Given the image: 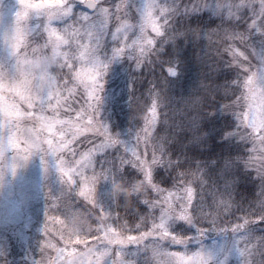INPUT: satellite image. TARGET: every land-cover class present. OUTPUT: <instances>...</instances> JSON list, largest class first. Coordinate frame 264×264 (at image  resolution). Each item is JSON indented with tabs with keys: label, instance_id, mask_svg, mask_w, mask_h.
<instances>
[{
	"label": "rangeland",
	"instance_id": "rangeland-1",
	"mask_svg": "<svg viewBox=\"0 0 264 264\" xmlns=\"http://www.w3.org/2000/svg\"><path fill=\"white\" fill-rule=\"evenodd\" d=\"M28 2L39 3L40 0H28ZM111 2L118 3L119 0H111ZM159 2L162 3L164 0H159ZM178 2L188 4L189 0H178ZM192 2L194 3L196 0H192ZM105 6H108V4H105ZM19 7V0H0V63H4L9 70L14 67L15 61L7 53L4 39L14 27L16 12ZM74 11L77 14L81 11L90 14V11L84 9L83 5L82 7L77 5ZM194 16L214 22L212 23L213 25H209V22L201 21L204 25H199L198 28L200 29L199 37L202 36V38H207L204 34L205 32L221 24L239 31H250V37L244 46L246 55L249 57L248 67L253 70L264 69V32L249 29L250 10H246L241 19L232 20L218 14L215 6H211L196 13L187 15L181 13L174 18L173 24L179 21L181 17H184L191 24L195 22L191 19ZM187 17L189 18L187 19ZM54 26L59 27V25ZM60 35H63V33H60ZM190 35L191 37L195 36L192 31ZM220 35L222 36L223 33ZM179 39L180 37L176 39V42ZM213 39H219V37H213ZM40 43H43V41L35 40L30 43V56L32 55L31 49L36 48ZM173 43L175 42H168L171 45ZM175 44L178 45L179 43ZM111 46L109 38L106 50L110 51ZM237 47L241 51L244 50L239 45ZM158 48L159 51L154 56L142 58L143 65L148 61L150 64L147 69L149 73L146 71L147 77L138 76L142 80L140 82L142 84L141 88L131 83L130 72H138L139 68L136 67V61L129 57L118 58L110 66L106 77L100 80V83L104 84L105 87L104 93H98L104 97L101 106V118L109 125L111 132L128 143L129 147L136 144V133L145 127V120H151L150 106L148 108L143 106L151 102L150 91L153 85L162 90L173 86L172 78L167 80L164 74H157V71L162 70L158 59L159 53L161 54V52L166 50L164 48L161 51V47ZM61 50L66 49L62 48ZM48 54H51L50 49ZM33 55L38 56L40 53L37 52ZM226 55L227 63L236 65L231 63L230 54L226 53ZM172 56L174 57L173 54ZM77 67H79L78 64ZM63 71L66 73L67 69L65 68ZM154 71L156 77L153 76ZM240 73L242 75L244 70L241 69ZM53 74L55 75V73ZM235 86L239 88L240 92V85L236 83ZM163 94L166 97V101L160 105L172 104L174 93L171 91V93L165 92ZM27 95L26 83L14 89L5 87L4 90L0 91V264H67L71 258L68 253L72 252L73 249H75L77 260H80L82 257L79 254L85 252L86 249L84 244L77 242L78 238L86 239L89 247L93 245L95 240L97 252L102 251L103 247H108L109 251L104 258L103 264H156L151 248V239L154 238L155 234L153 237H146L139 244L129 242L125 245L107 246L101 242L100 238L104 237L105 232H109V238H114L113 233L139 237L141 233L152 230L153 222L160 223L159 207L153 209L139 200H136L134 204H128L123 197L119 201H114L108 195L111 187L110 181H101L97 185V202L107 213L105 220L100 223H94L91 231L72 233L69 227V214L74 219H78L87 210L95 208L78 195L76 197L75 194H72L71 198H68L69 187L65 184L58 170L57 165L60 160L57 157L66 162L65 168L67 169L69 162L74 159L73 156L67 149L63 150V154L57 152L55 155H49L45 151L36 148H33L32 155L27 160H24L23 156L26 154L24 149L27 147L26 142L29 140L30 135H39L45 141L52 139L54 144L58 143L62 138L61 130L63 125L54 124L50 132L47 128L41 127V121L36 117L45 116L50 119L55 117L59 120H65L68 115H71L75 119V112L66 115L68 104H64L55 114L50 108L41 112L38 105L32 108L28 104H21L14 99L15 96ZM61 95L68 96V93L61 91ZM85 98H87V91L81 85L76 90L75 99L70 97L69 102L72 108L79 109L84 104ZM123 98L125 99L121 100ZM127 102L138 105L141 110L135 109L136 111L132 116L131 114L126 116L125 110L122 111V106L129 109L131 107L129 104H123ZM176 102H180V98ZM160 105H158L157 111L161 114V121L156 124L154 129H150L153 142L155 138L159 137L156 134L158 128L162 130L163 127V130H169L170 133L174 132V134L179 132L176 131V122L182 116L181 112L179 111L180 115H178V111L172 112L171 108L168 111L166 110L167 113H165L159 107ZM191 111L192 109L189 108V112ZM198 112L200 111H196V114ZM231 112L232 118L234 116V120L238 125L239 121L236 115L233 111ZM117 113H119L120 121H118ZM196 114L194 112L192 116ZM135 121H137V124H133ZM119 122L121 123L119 124ZM9 126H11L10 130H8ZM215 130L213 127L205 131L200 130V138L198 140L205 142V144L211 139L219 141V136L215 134ZM13 133L17 148L6 147L8 137ZM232 135L236 136V134ZM141 137L138 151L142 152L145 147L143 133H141ZM64 138L70 140L71 134L64 133ZM78 139H82V137ZM99 142V140H95L96 144H99ZM246 142L248 143L246 145V147L248 146L246 153L241 154H238L239 146L236 144L233 145V150H227L226 155L222 154V150L214 151L209 145L207 146L206 156L198 162L206 169L209 186L215 184L220 191H224L226 182H231L233 179L238 180L231 182L229 186L232 206L229 211L213 217L210 214L215 207L212 203V197L206 192L203 193L204 203L207 206L206 211L209 215L196 213L191 224L182 220L174 221L170 229L174 232L173 234L176 233L190 239L186 244H175L172 241H165L163 247L167 251L185 253L186 256H191L193 252H202L207 258L208 264H246V262L247 264H264V220L257 221L259 217H264V195H262V192H264V181L253 170L246 168L242 162V158L248 155V149L250 148V142ZM44 147H47L46 143ZM71 147L82 151L86 147H90V145L74 143ZM105 151L107 156H103V153H97V172L100 171L99 166L102 164L104 166H108L109 163L118 164L119 156L124 155L123 148L119 145L116 148H108ZM168 152L175 154L169 150ZM231 152L235 153L231 154ZM127 155L130 157L131 153L129 152ZM182 155L181 153L178 154V157L176 158L175 156L173 160L182 157ZM148 158L150 159V156ZM75 159H79V156L75 157ZM190 166H193V164L189 163L187 159H181L176 167L169 169L167 172L163 168H158L154 172L153 182L159 184V187L163 189L176 192L177 190L173 188V184L177 171ZM157 172L158 174L156 175ZM236 172L238 177L235 175ZM159 173H163L165 177L162 183L159 182ZM91 174V169L85 171V176H91ZM239 175L242 177L247 176L250 179H248L249 181H242L243 179H239ZM117 178H127L129 182H132L137 178L141 180L142 176L131 166H125L122 171L117 173ZM73 179L80 182L81 187H83V182L78 175L74 176ZM192 186L196 187L195 185ZM141 190L144 191L143 185H141ZM166 194L165 192L164 195ZM162 198L161 195H158L152 189H147L141 200L153 201ZM66 201L67 204L65 203ZM72 201H75L74 205ZM101 215L103 213H96L97 217ZM246 215L254 217H250V219H256L248 226L247 235L255 245L252 255L248 257L240 254L239 234L232 230L234 225L243 222L242 218ZM228 219L231 222H228ZM124 222L127 223L128 230L122 228ZM46 225L47 232L45 233ZM101 225L104 227L101 228ZM77 234L79 235L78 237L74 236ZM96 258V255H89L87 260L92 262Z\"/></svg>",
	"mask_w": 264,
	"mask_h": 264
},
{
	"label": "snow or ice",
	"instance_id": "snow-or-ice-1",
	"mask_svg": "<svg viewBox=\"0 0 264 264\" xmlns=\"http://www.w3.org/2000/svg\"><path fill=\"white\" fill-rule=\"evenodd\" d=\"M83 2L84 0H40L39 3H30L28 0H19L20 7L16 12L17 26L12 34V39L23 38L21 24L27 21L28 29L35 38L34 41H43L34 48V52H39L38 56L46 62L45 75L52 81L51 94L41 98L46 103L45 110L50 108L55 114L64 104H68L66 115L75 112V119L71 115H68L65 120L55 117L51 119L45 116L36 117L41 121V127L47 128L50 132L54 124L63 125L62 138L54 144L52 139L45 141L39 135H30L26 142L27 147L24 149L26 154L23 159L27 160L32 155L33 148L43 150L49 155H55L57 152L63 154V150L67 149L73 156V161L69 162L66 169V162L57 157L60 160L57 167L65 184L69 187L68 198L70 199L72 194L82 197L94 207L99 208L104 218L107 213L97 202V185L101 181L114 182L119 171H122L125 166H131L142 176L141 184L143 186L163 197L153 201H144L153 209L159 207L160 223L153 222L152 230L141 233L139 237L113 233L114 238H109V232H105L104 237L100 238L103 245H125L129 242L139 244L146 237H153L155 234L151 239V248L156 264H208L207 258L202 252H193L191 256H186L185 253L167 251L163 247V243L165 241H172L175 244L188 242L189 237L173 234L174 232L170 230L171 225L176 220L191 224L196 213L209 215L204 203L203 193L205 192L212 197V203L215 206L210 213L213 217L220 215L221 210L229 211L232 206L229 191L231 182L225 183L224 191H220L215 184L209 186L206 169L197 161L194 167L190 166L177 171L173 184L176 192L159 187V184L153 182L156 169L163 168L167 172L176 167L183 159V157L176 160L171 158V154L167 150L168 141L165 138L158 137L153 142L150 129H154L156 124L161 121V114L157 109L158 105L164 104L166 101L163 90L153 85L150 91L151 120H145V127L136 133V144L132 147L114 135L109 125L101 118L104 97L98 93H104L105 87L100 83V80L106 77L110 66L118 58L134 59L136 67L140 68L143 65L142 58L155 55L159 51L158 44L173 33V20L177 15L200 12L211 6H215L218 14L232 20L241 19L243 14H230L231 5L224 0H196L194 3L189 0L188 4H181L178 0H164L162 3L159 0H119L118 3H113L111 0H88L87 7L90 14L83 11L77 14L74 9L77 8V5L82 7ZM249 10L251 16L249 29L264 32V15ZM54 25H59V27ZM221 33H223L222 36ZM204 34L209 45L215 46L217 56L221 54L219 45H224L223 51L230 54L231 63L243 69L244 73H249L235 82L240 85L239 95L229 105H225V109L233 111L239 121L234 130L235 133L239 135L240 139L250 142L248 155L242 158V162L246 168L253 170L264 181V87L258 86L256 74L250 72L248 67L249 57L246 55L244 46L250 37V31H239L221 24ZM217 36L219 40H214L213 37ZM109 38L112 46L111 50L107 51L106 44ZM237 45L244 50L241 51ZM16 47L19 48V44ZM62 48L66 50L62 51ZM49 49L51 50L50 55L48 54ZM167 65H169L168 75L176 76L179 70L178 62ZM65 68L67 69L66 73L63 71ZM25 80L5 84V87L14 89L23 86ZM81 85L87 91V98L84 99V104L79 109H74L69 98L75 99L76 90ZM241 90L243 98L246 100V106L243 109L238 107ZM61 91H66L68 96L61 95ZM40 102L37 100L30 107H36V104ZM185 105L193 110H198L202 105L201 97L191 98L185 102ZM31 115L33 114L31 113ZM198 123L199 114L188 116L186 120L176 122V131L188 128L193 131V138L198 140L200 137L195 134ZM64 133H70L71 139L64 138ZM141 133H143L145 145L142 152L138 151L142 139ZM80 137L82 139H78ZM95 140H99V144H96ZM45 143L47 147H44ZM74 143H84L90 147L81 151L71 147ZM118 145L124 151V155L119 156L118 164L109 163L108 166L102 164L99 166L100 171L97 172V153L107 156L105 150L116 148ZM6 147L17 148L14 133L8 137ZM129 152L131 153L130 157L127 155ZM77 156L79 159H75ZM88 169H91V176H85V171ZM77 175L81 178L83 187L80 182L73 179ZM164 179L165 177L162 175L159 182L162 183ZM165 192L166 195H164ZM72 202L74 205L75 201ZM65 203L67 204V201ZM250 217L254 218L246 215L242 218V223L232 227V230L239 234V251L245 257L251 256L255 248L251 238L247 235L248 226L256 220L250 219ZM259 220H264V217H259L257 221ZM103 227L101 225V228ZM122 228L128 230L126 222ZM74 236L78 237L79 235ZM77 242L84 244L86 251L80 253L79 256L82 259L77 260L75 249H73L68 253L71 258L67 264H103L109 251L108 247H103L102 251L97 252L95 240L91 247L88 246L86 239L78 238ZM89 255H96V260L89 262L87 260Z\"/></svg>",
	"mask_w": 264,
	"mask_h": 264
},
{
	"label": "trees",
	"instance_id": "trees-1",
	"mask_svg": "<svg viewBox=\"0 0 264 264\" xmlns=\"http://www.w3.org/2000/svg\"><path fill=\"white\" fill-rule=\"evenodd\" d=\"M188 18L189 17H187V19ZM191 19L195 22L190 24L187 20H185L184 17H181L179 21L173 24V32L185 33V35L178 36L180 37L178 42L175 41V43H179L178 45L175 43L172 45L168 44L169 41L166 40H162L158 44V47H161V51L164 48L166 50L165 52H161V54L159 53L158 59L159 63H161L162 70L157 71V74H164V77L167 80L172 78L173 85L170 88H165L163 93H171V91L174 93L172 104L167 103L165 105H160L159 107L165 113H167V111L171 108L172 112L178 111V115H180V111L182 116L179 117L178 121L186 120L187 117L192 116L194 112L196 114V111H200L198 112L200 120L195 134L199 136L200 130L205 131L213 127L216 129L215 134H218L219 141L211 139L205 144V142H201V140L194 139L193 131L189 130L188 128H182L177 134H174V132L170 133L169 130H163L164 128L162 127V130L158 128L156 134H158L157 136L163 137L168 141L167 150L175 153L174 155L171 154L172 159L175 158V156L177 158L178 154L181 153L183 154V159H187V161L192 163L194 167L196 165V161H200V159H203L204 156H206L205 152L208 145L209 147L213 148L214 151L222 150V154L226 155L227 150H233V145L235 144L239 146L238 154L246 153L245 151L248 147H246V145L248 143L245 140L240 139L239 135L235 133L234 130L238 125L234 120V116L233 118L231 116L232 112L225 109V105H229L230 102L233 101L239 94V88L235 86V82L243 78L240 73L241 68L239 66L230 65L227 63V55L223 51L224 45H219V51L221 54L217 56L215 46L209 45L207 38H202V36L197 37L196 35L194 36L195 38L191 37L190 30L193 28H198L199 25L203 26L204 23L201 22L202 20L209 22V25H213L212 23L214 22L203 18L199 19L196 16L191 17ZM171 47L173 51L171 50ZM171 53L174 55L175 59ZM177 62L179 69L178 74L174 77L169 76L168 72L166 71L169 67L167 64ZM149 64L150 62L148 61L143 65V67L138 69V72H130L131 83H133L136 87H142V84L140 83L142 80L139 79L138 76L147 77L146 71L149 73L147 70ZM153 76L156 77L155 71L153 72ZM194 97H201L202 105L200 109H192V111L189 112V108L186 107L185 102ZM178 98H180V102H176ZM124 99L125 98L121 100ZM181 99H183V101H181ZM151 103L152 101L149 104H144L143 107L148 108L151 106ZM123 104H129V102ZM129 105L131 106L129 109H126L124 106H122V111L125 110L126 116L129 114L132 116L136 111L135 109L141 110V108H139L138 105H134V103ZM118 114L119 113H117V118L118 121H120ZM198 114L194 116H197ZM114 121L116 123V119ZM120 123L121 122H119V124ZM133 124H137V121H135ZM232 134H236V136ZM234 151L236 152V150ZM235 152H231V154ZM156 170H158V168ZM157 174L158 172L156 175ZM162 175L163 173H159L160 177ZM235 175L238 177L237 172ZM168 177L170 176L168 175ZM239 179H243L242 181H249L248 179L250 178L239 175ZM233 181L238 180L233 179L231 182ZM227 221L231 222L230 219Z\"/></svg>",
	"mask_w": 264,
	"mask_h": 264
},
{
	"label": "clouds",
	"instance_id": "clouds-1",
	"mask_svg": "<svg viewBox=\"0 0 264 264\" xmlns=\"http://www.w3.org/2000/svg\"><path fill=\"white\" fill-rule=\"evenodd\" d=\"M227 4L231 5L229 9L230 14H244L246 10H253L260 15H264V0H224ZM28 22L24 21L21 24L23 29V38L13 40L12 34L16 30V18L14 27L9 31L4 39V46L7 53L14 59L15 65L9 70L4 63H0V91L4 90L5 84H12L16 81L25 80L27 86V96H15L14 99L21 104H28L31 106L36 103L37 100L41 102L36 104L39 110L43 111L46 108V103L41 99L42 97L49 96L51 94L52 81L45 75L46 62L42 57L33 55L35 54L34 48L31 49L32 55L29 54L30 43L34 41V37L31 35L27 26ZM197 37L200 35V29L195 28L191 30ZM185 35L184 32H173L170 34L166 41L175 42L178 36ZM243 43V42H242ZM19 44V48L16 45ZM249 62V59L248 61ZM250 72L256 74L257 84L260 87H264V69L253 70L250 68ZM249 73H243L242 75H248ZM7 82V83H6ZM202 101V98H201ZM246 106V100L243 98L241 90V98L238 102V107L243 109ZM11 126H9L10 130ZM141 180L139 178L129 182L127 178H117L111 183V187L108 191V195L114 200L119 201L123 197L128 204H134L136 200L144 203L146 200L141 198L146 194L147 188L143 186L144 191L141 190ZM103 211H105L103 209ZM102 213L99 208L89 209L84 212L78 219H74L69 214V227L73 234L83 233L85 231H91L94 223H100L105 220L103 215L97 217L96 213ZM222 210L220 214H222Z\"/></svg>",
	"mask_w": 264,
	"mask_h": 264
},
{
	"label": "water",
	"instance_id": "water-1",
	"mask_svg": "<svg viewBox=\"0 0 264 264\" xmlns=\"http://www.w3.org/2000/svg\"><path fill=\"white\" fill-rule=\"evenodd\" d=\"M87 3H88V0H84V6H85L86 8H88V7H87Z\"/></svg>",
	"mask_w": 264,
	"mask_h": 264
}]
</instances>
